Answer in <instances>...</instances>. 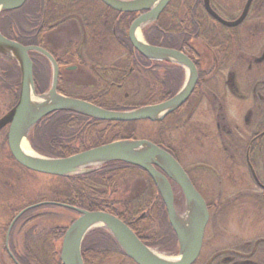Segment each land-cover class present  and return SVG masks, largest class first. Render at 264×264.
I'll use <instances>...</instances> for the list:
<instances>
[{
	"label": "flooded vegetation",
	"instance_id": "obj_1",
	"mask_svg": "<svg viewBox=\"0 0 264 264\" xmlns=\"http://www.w3.org/2000/svg\"><path fill=\"white\" fill-rule=\"evenodd\" d=\"M248 1L245 0L239 15L231 11L230 21H235L242 15ZM193 2L189 4L195 5ZM210 2L217 14L227 11L224 8L218 9L213 0ZM50 5V16L53 17H48L47 46H26L24 43L26 28L23 23L21 29L14 32L13 38L3 24L0 25V33L5 40L26 48L30 46L42 48L53 56L59 66L57 88L59 95H63L60 93L62 89L74 92L83 98L86 96L115 104L120 103V96L123 94L125 101L129 96L136 97L142 94L150 103L147 106H154L171 100L184 88L187 80V69L184 65L166 59L146 58L140 53V56L128 54L124 41L120 39V35H117V31L124 26L128 30L129 40L131 25L144 12L133 14L116 12L101 0H51ZM185 5V0H170L159 17L142 30L148 28L150 37L154 36L156 31L164 34L179 32L180 46L172 50L187 55L198 74L193 91L180 107L162 120L149 121L151 135L150 139L146 140L169 153L180 164L206 204L209 213L208 224L204 230L200 255L194 264L198 262L199 264H264V235L245 238L240 237V233H236L235 239H241L239 244L215 248L213 251L211 248L212 252L209 255L205 258L201 257L203 250L211 247L213 243L210 234L221 236L225 232L219 222L222 216L233 208L244 207L246 210L253 206L261 214L258 222H264V0H252L245 20L238 26L229 28L219 23L226 29L225 46L222 47L217 34L212 33L211 40L215 49L207 47L196 35L200 32H215L218 27L198 23L202 16L199 10L195 14L197 19L186 23L188 11ZM48 6V0H41L38 32L45 28ZM234 6L231 3L229 8L234 11ZM203 10L208 18L213 19L206 12L204 3ZM54 12L58 14L55 16ZM12 27L15 28L14 25ZM186 35L189 36L190 41H186ZM145 41L148 43L147 39ZM148 44L152 47L169 49L166 47L168 43L164 41L157 45ZM116 48L125 50L127 54L114 58L106 56ZM29 56L33 62V71L34 67L38 69V66H41L51 72L52 84L51 62L39 52H30ZM20 79L22 72L17 59L7 51H0V120L19 101ZM108 96L112 97L107 98ZM9 132L10 126L0 130V156L3 158L5 156L7 160L12 158L17 169L32 172L20 165L13 157L9 148ZM207 145L209 146L206 149ZM210 149L220 154L219 158L215 159V164L200 159L184 163L185 151L205 155ZM237 160L242 161L246 166L250 183H246L236 172ZM157 170L163 173L162 170L158 168ZM1 172L4 176L10 175V167L6 166ZM153 182L155 183L154 180ZM169 182L175 207L179 205L178 215L183 225L188 214L187 200L180 187L170 179ZM159 198L164 203L158 189L156 199ZM24 204L25 206L21 208L9 202L3 206L5 214H8L10 219L4 228H0V237H3L2 249L10 257L12 264H24L20 258L26 254L33 255L40 262L41 255L58 251L60 240L51 239L49 234L42 231L36 232L35 221L41 216L32 215L40 210L39 207L31 209L34 210L32 214L24 216L27 211L17 219L22 211L40 203L29 201ZM54 205L56 208H64ZM77 215L79 217L78 213ZM169 225L171 226L170 222ZM64 227L69 226L64 225ZM32 228V233H29ZM176 239V245H172L175 247L173 253H168L169 255H180L181 248L177 235ZM61 241L60 248H62ZM18 246L21 247L22 254L18 251ZM43 248L46 249L45 252ZM29 264L36 263L29 262Z\"/></svg>",
	"mask_w": 264,
	"mask_h": 264
},
{
	"label": "water",
	"instance_id": "obj_2",
	"mask_svg": "<svg viewBox=\"0 0 264 264\" xmlns=\"http://www.w3.org/2000/svg\"><path fill=\"white\" fill-rule=\"evenodd\" d=\"M28 0H0L2 11L18 10ZM107 7L116 12L133 14L144 12L129 29V40L133 48L146 58L166 59L181 63L187 69V80L182 91L171 100L154 106L117 112L100 108L80 99L69 98L58 93L59 66L53 56L42 48L25 47L5 40L0 33V51L8 52L17 59L21 72V92L17 105L0 120V130L10 126L9 148L15 160L28 170L54 177H69L95 171L94 166L120 162L144 170L157 185L165 203L168 220L177 235L180 255L174 258L159 256L147 247L137 235L116 216L106 212H89L69 205L58 203H40L22 211L25 212L44 205L56 204L79 214V217L68 227L62 241L60 260L62 264H84L82 245L86 236L93 230L103 228L117 241L124 254L135 264H194L200 255L204 230L208 224L209 213L206 204L193 187L187 174L178 162L166 151L147 140H121L102 145L68 158H49L37 152L30 156L23 151V144L28 142L30 131L45 117L61 111L80 113L100 121L112 123H129L137 121H159L180 107L193 91L198 79L197 70L189 57L183 52L150 46L143 36V28L156 20L169 4L170 0H101ZM206 12L225 27L241 24L251 6L249 0L242 15L235 21H227L217 14L210 0H203ZM140 35V36H139ZM140 37V38H139ZM39 52L52 64L53 79L50 90L43 95L35 92L33 62L30 52ZM42 99L33 103L32 97ZM163 171L161 173L159 170ZM169 179L182 190L188 204L187 226L181 225L180 216L174 204V195ZM144 216V215H143ZM163 257V258H162Z\"/></svg>",
	"mask_w": 264,
	"mask_h": 264
},
{
	"label": "trees",
	"instance_id": "obj_3",
	"mask_svg": "<svg viewBox=\"0 0 264 264\" xmlns=\"http://www.w3.org/2000/svg\"><path fill=\"white\" fill-rule=\"evenodd\" d=\"M185 1L188 11L186 23L189 20L194 22V19H197L195 14L199 10L202 16L198 23L216 25L218 27L215 32H200L197 33L196 37L202 39L207 47L215 49L213 40H211V34L215 33L221 42V46L224 47L226 39L224 32L226 29L220 26L218 22L208 18L203 10L202 0ZM192 1L195 2V5L189 4ZM48 3L46 25L39 32L37 27L40 21L41 0H29L25 7L15 12L4 11L0 16V25H5L6 30L11 35L10 37L13 38L14 32L21 29V24L23 23L26 28L25 45L45 46L48 17L51 12V0H48ZM57 14L58 12L53 13L55 16ZM50 17L52 18L53 16L51 15ZM13 25L15 28L12 27ZM143 34L151 45H157L159 42L164 41L168 43L166 47L169 49H178V46H180L179 32L164 34L156 31L154 36L150 37L149 29L146 28ZM117 35H120V39L124 41L128 54L140 56L129 44L126 27L123 26L121 30H118ZM185 39L190 41L188 35H186ZM33 74L36 94H45L51 85V72L38 66V69L34 67ZM60 93L69 98L87 101L100 108L121 113L150 104L147 98L140 104L130 105L124 102L110 104L105 103L103 100L91 99V97L83 98L78 95H72L71 92L63 91L62 89H60ZM131 124L133 123L104 122L80 113L60 110L40 120L30 131L29 140L31 147L39 154L52 159H63L115 141L139 140L136 138V130L133 128L129 129ZM136 178H144L146 180L147 187L145 191L132 199H120L117 196L118 193L125 189L130 180ZM58 181L63 182L65 187L59 186V189L55 188L54 196L42 198L38 203H43L44 201L60 203L89 212L112 214L128 225L147 247L157 249L160 252L173 253L172 251L175 247L172 245L177 243L176 235L169 225L164 203L161 202L160 198L159 200L156 199L158 189L144 170L124 163L112 162L101 166L100 169L91 173L61 177L58 178ZM55 207V205L49 204L38 209H52ZM33 211H28L24 216L32 214ZM143 215L144 217L140 219ZM41 217L45 219L58 218L52 213L44 214ZM66 229L64 226L56 225L43 229L42 233L49 234L48 236H51V239L56 238L58 241L63 238ZM32 231L33 228L30 229L29 233H32ZM45 251L46 249L44 250L43 248V252ZM111 255L123 256L128 262L135 264L124 254L117 241L107 230L98 228L86 236L82 245L84 264H103L105 259ZM20 260L24 264H29V262H35L36 264H62L60 260V245L57 253L41 255L40 262L29 254H26Z\"/></svg>",
	"mask_w": 264,
	"mask_h": 264
},
{
	"label": "rangeland",
	"instance_id": "obj_4",
	"mask_svg": "<svg viewBox=\"0 0 264 264\" xmlns=\"http://www.w3.org/2000/svg\"><path fill=\"white\" fill-rule=\"evenodd\" d=\"M215 6L223 10V8L227 11L219 12V15L222 17V19L229 20L230 15L232 14L231 11L234 14L240 13L245 0H213ZM231 3H233L235 6L234 11L229 8ZM60 50V49H59ZM116 51V52H113ZM126 51L123 49L116 48L111 50L109 54L107 53V57L114 58V56H124L126 55ZM72 95H76V93L71 92ZM86 97V96H85ZM112 97L108 96L107 98ZM125 95L120 96L119 102L128 103L130 105L133 104H140L145 99V95H138L136 97L129 96L127 101L124 98ZM117 101V99H115ZM133 124L130 125L129 129L136 130V138L138 139H150L151 135V127L149 121H137V122H131ZM212 131L214 130V125H211ZM182 136V135H181ZM209 145H207L206 149ZM33 149V148H32ZM196 154V155H194ZM188 153V151H185L183 155L184 163H189L190 160H205L209 162V164H215V159L219 158L220 154L210 149L209 153L198 154L197 153ZM0 156V228H4L7 223L9 222L10 217L5 214V204L9 202L15 203L23 207L25 206L24 202L29 201H35L39 202L42 198H51L54 196V190L55 188L59 189V186L65 187L63 182L58 181V177L46 175V174H40V173H33L29 171H21L20 168L14 166V162H12V158L7 160V158L4 156V158ZM2 159V160H1ZM237 168L236 171L240 177H243L246 183H250L251 179L250 176L246 170V166L244 163L240 160H237ZM16 165V164H15ZM219 165V163H217ZM10 167V175L5 174V176L2 174V170L6 167ZM101 167L94 166V170H98ZM14 169V170H13ZM205 174V173H203ZM63 184V185H61ZM147 182L144 178H136L133 180H130L125 187L124 190H122L120 193H118V197L120 199H126V198H134L136 196L141 195L145 189ZM8 202H5V201ZM17 208V209H19ZM16 209V208H15ZM177 214L179 211V205H177ZM47 213H52L53 215L57 216L58 218H39L35 222V229H37L36 232H41L43 229L50 228L52 226L56 225H68L72 223V221L76 220L78 218V215L75 214L72 211L66 210L64 208H52V209H41L37 210L33 213L32 216H42ZM181 214V213H180ZM261 214L258 212V210L250 206L249 208H246L244 210V207L233 208L231 211L226 212L222 216V220L219 222L221 224L222 230L225 231L221 236L220 235H211L213 238L212 245L206 250H203L202 252V258H205L207 255H209L215 248H222L226 246H235L240 243L241 239L234 237V234H239V236H243L245 238H252L256 235H264V222H258V218L260 219ZM20 237V236H18ZM17 237V238H18ZM255 238V237H254ZM61 241V240H60ZM60 241L58 242L60 244ZM2 243H3V237H0V264H12V261L10 257L6 254V252L2 249ZM17 243V242H16ZM58 244V246H59ZM62 245V241H61ZM212 248V251H211ZM157 254L164 256L166 258H174L178 255H169L165 252H160L157 249H153ZM18 251L21 252V247L18 246ZM61 252V248H60ZM103 264H131L128 262L123 256H117V255H111L107 259H105ZM199 264V262H198Z\"/></svg>",
	"mask_w": 264,
	"mask_h": 264
},
{
	"label": "bare ground",
	"instance_id": "obj_5",
	"mask_svg": "<svg viewBox=\"0 0 264 264\" xmlns=\"http://www.w3.org/2000/svg\"><path fill=\"white\" fill-rule=\"evenodd\" d=\"M140 36V35H139ZM140 38V37H139ZM32 101H33V103H40V102H42L43 100L42 99H39V98H36V97H32ZM23 151L26 153V154H28V155H30V156H35L36 154L34 153V151L33 150H31V147L27 144V143H24L23 144ZM183 225H188L187 224V217H185V219H184V224ZM160 256V255H159ZM161 257V256H160ZM163 258V257H162Z\"/></svg>",
	"mask_w": 264,
	"mask_h": 264
}]
</instances>
